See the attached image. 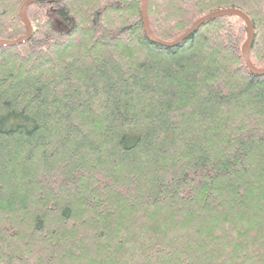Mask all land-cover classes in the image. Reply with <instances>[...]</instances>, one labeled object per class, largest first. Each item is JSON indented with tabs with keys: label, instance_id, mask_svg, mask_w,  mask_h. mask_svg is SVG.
Returning a JSON list of instances; mask_svg holds the SVG:
<instances>
[{
	"label": "trees",
	"instance_id": "obj_1",
	"mask_svg": "<svg viewBox=\"0 0 264 264\" xmlns=\"http://www.w3.org/2000/svg\"><path fill=\"white\" fill-rule=\"evenodd\" d=\"M0 0V39L27 33ZM141 0L39 1L0 47V264H264V75L245 21L175 46ZM264 0H148L173 41Z\"/></svg>",
	"mask_w": 264,
	"mask_h": 264
},
{
	"label": "water",
	"instance_id": "obj_2",
	"mask_svg": "<svg viewBox=\"0 0 264 264\" xmlns=\"http://www.w3.org/2000/svg\"><path fill=\"white\" fill-rule=\"evenodd\" d=\"M39 1H45L48 3H56V2H59L60 0H25L22 4L21 8H20V15H21L23 23L27 27V33L24 36H21L17 39H14V40L0 39V47L17 46L19 44L27 42L31 38V36L33 34V25L30 22V20L28 19L27 8L31 4H33L35 2H39ZM147 5H148V0H141L140 11H141V17L143 20V26H144L145 33L148 36V38H150L152 41H154L156 43H160L164 46H175V45L180 44L181 42L186 40L188 37L193 35L204 23H206L212 19L222 17V16H231V15L241 17L245 21V24L247 26V38H246L245 43L242 46V54H243L245 63L247 65L248 69L253 74L264 75V67L263 68L255 67L254 64L252 63L251 59H250V56H249V52H250V49H251L253 41H254V25H253L250 17L246 13L241 11L240 9L224 8V9H219V10L213 11V12L197 19L192 24V26L184 34H182L179 38H177L176 40L163 41V40L157 38L150 29L149 19H148V15H147Z\"/></svg>",
	"mask_w": 264,
	"mask_h": 264
},
{
	"label": "bare ground",
	"instance_id": "obj_3",
	"mask_svg": "<svg viewBox=\"0 0 264 264\" xmlns=\"http://www.w3.org/2000/svg\"><path fill=\"white\" fill-rule=\"evenodd\" d=\"M242 11V10H241ZM245 13V12H244Z\"/></svg>",
	"mask_w": 264,
	"mask_h": 264
},
{
	"label": "rangeland",
	"instance_id": "obj_4",
	"mask_svg": "<svg viewBox=\"0 0 264 264\" xmlns=\"http://www.w3.org/2000/svg\"><path fill=\"white\" fill-rule=\"evenodd\" d=\"M256 67V66H255ZM258 68V67H257Z\"/></svg>",
	"mask_w": 264,
	"mask_h": 264
}]
</instances>
